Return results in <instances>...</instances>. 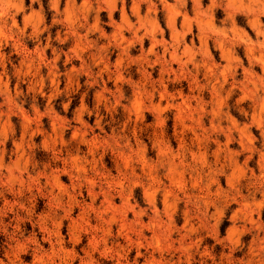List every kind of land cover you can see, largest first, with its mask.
<instances>
[{
  "label": "rangeland",
  "instance_id": "obj_1",
  "mask_svg": "<svg viewBox=\"0 0 264 264\" xmlns=\"http://www.w3.org/2000/svg\"><path fill=\"white\" fill-rule=\"evenodd\" d=\"M0 264H264V0H0Z\"/></svg>",
  "mask_w": 264,
  "mask_h": 264
}]
</instances>
